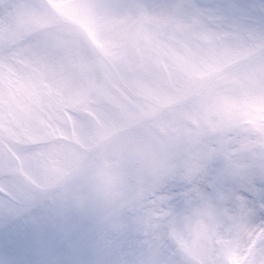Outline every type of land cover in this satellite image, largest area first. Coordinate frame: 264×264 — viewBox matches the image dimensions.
Returning a JSON list of instances; mask_svg holds the SVG:
<instances>
[{"label": "rangeland", "instance_id": "374dc122", "mask_svg": "<svg viewBox=\"0 0 264 264\" xmlns=\"http://www.w3.org/2000/svg\"><path fill=\"white\" fill-rule=\"evenodd\" d=\"M51 1L63 15L76 20L82 12L89 10L88 6L95 0ZM118 1H112L109 10H104L107 14L99 17L119 19L121 25L132 22L137 26L131 48L134 60L122 62L123 58H130V53L119 60L100 58L101 69L95 68L100 70L97 73L91 71L93 77L87 85L90 88L67 95L75 106L66 113L70 122L88 123L90 127L94 124L98 129L94 136L83 134V140L89 142L97 136L111 137L110 143L114 147L103 151V157L91 168L95 173L90 180L72 183L69 190L65 188L57 197L52 195L40 213L46 214L74 236L83 235L87 240L86 249L82 252L63 249L46 256L37 250H25L11 240L6 241L2 235L0 264H25L26 261L56 258L86 260L90 264H177L174 258L180 243L188 250L193 246L195 255L203 254L204 250H214L210 261L217 257L215 263L228 264L237 240L242 238L240 233L244 222L240 213L250 207L253 209L251 215L255 214L254 218L259 216L263 194L255 200L257 206H250L252 201L247 198L249 189L246 187L255 177L250 175L251 172L258 166L264 167V126L251 116L252 111L264 105H256L264 100V94L256 92L240 98L232 86L224 85L218 90L207 91L204 96L202 93L193 102L187 99L196 90L190 81L200 79L197 74L202 68H208L209 61L215 63L216 56L221 55L226 62L232 56L229 46L217 47L214 38L209 42V36L231 33L222 32L218 25L215 28L211 24L209 30H200V40L204 43L201 46L197 41L189 42L191 34L197 31L193 30V21H187L185 10L171 20L169 17L159 22L157 27L147 19L146 8L161 3V0H122L117 4ZM162 1L165 2L164 7L170 3V11L179 3L180 7L185 6L183 0ZM194 1L188 0L192 4ZM227 1L239 13L247 15L244 0H202L192 8L198 12L196 17L200 20L219 19L223 8H230ZM0 3V53L8 48L10 55L8 59L0 56V82L10 80L17 84L20 76L27 74L23 68L28 67L30 53L25 52L26 58L21 57V46L16 45L15 34L30 31L34 29L33 25L44 26L47 22L46 8L41 4L35 5L34 0H1ZM259 5L262 4L259 2ZM119 11L121 15H117ZM134 13L143 18L142 24L139 14ZM80 19L77 20L80 22ZM252 23L248 26L251 27ZM258 23L260 29L255 27L253 43L264 32L260 20H255L254 25ZM238 29L241 34L239 26ZM190 57L192 60L188 61ZM257 67L261 68L250 80L259 84L256 81L259 78L262 84L264 56L242 68ZM148 79L150 86L146 83ZM261 89L264 91V86ZM93 90H99L97 97L100 99L92 97ZM0 99L7 101L1 94ZM245 105L249 110L242 109ZM214 112L220 114L217 119L213 117ZM24 115L25 123L33 124L35 117L29 111ZM41 118L40 125L35 128V136L39 140L46 139V128L57 124L56 118H52L53 122L44 116ZM237 126L250 130L252 134L239 149H233L238 144L225 146L224 131ZM214 128L219 136L212 144L206 137L212 135ZM63 130L55 134L69 135L65 126ZM0 176L4 181L8 178L5 189L8 187L11 197L15 194L24 197L28 192L31 199L38 192V188L35 192L17 190L19 180L6 170L1 171ZM195 179V187L188 188V183ZM208 180L213 181L211 195L206 191ZM45 194L43 190L40 197ZM2 199L0 197V213L14 208L11 200L6 207L3 201L7 200ZM3 216L1 213L0 217ZM19 216L30 219L33 215ZM159 218L166 219L167 229L171 228L176 234L171 241L174 249L167 254L161 253L157 245L144 246V234L155 232ZM216 235L222 245L218 248L220 253L209 246ZM155 238L159 241L158 234ZM5 251L10 252L8 257L2 255ZM19 254L22 255L20 259L17 258ZM257 259L264 260V248Z\"/></svg>", "mask_w": 264, "mask_h": 264}, {"label": "bare ground", "instance_id": "6f19581e", "mask_svg": "<svg viewBox=\"0 0 264 264\" xmlns=\"http://www.w3.org/2000/svg\"><path fill=\"white\" fill-rule=\"evenodd\" d=\"M147 12L149 18L155 22L165 16L167 10L162 7L161 3V5L155 4L149 6ZM101 22L94 23L87 34L92 38L93 46H97L99 50L102 52L104 51L105 54L117 52L118 56L129 51L128 42H130L132 36V23H129L126 29L120 31L114 36H106V31L111 30L118 25V22L111 21L105 24ZM77 45L78 42L72 38L52 37L35 40L30 42L27 47L34 50V64L38 65L50 80L54 79L55 76L64 74L70 69L78 66L87 57V53L77 49ZM261 220V217H257L254 222H250V220L247 221V224H245L243 228V237L247 238L248 234L253 232L255 226L261 223ZM244 242H239L236 250L239 259L244 250Z\"/></svg>", "mask_w": 264, "mask_h": 264}, {"label": "snow or ice", "instance_id": "6c2138e0", "mask_svg": "<svg viewBox=\"0 0 264 264\" xmlns=\"http://www.w3.org/2000/svg\"><path fill=\"white\" fill-rule=\"evenodd\" d=\"M3 228L6 241L11 240L25 250H37L46 256L56 254L63 249L69 252L76 250L82 252L87 246V240L83 235L77 237L63 230L46 214L33 215L30 219L20 216L6 218ZM25 264H90V262L56 258L26 261Z\"/></svg>", "mask_w": 264, "mask_h": 264}, {"label": "clouds", "instance_id": "9594fccd", "mask_svg": "<svg viewBox=\"0 0 264 264\" xmlns=\"http://www.w3.org/2000/svg\"><path fill=\"white\" fill-rule=\"evenodd\" d=\"M251 116L255 119L259 124L264 126V105H261L259 110H254L251 112ZM99 166V165H97ZM95 169H87L84 172V177L86 179H91L94 176ZM39 182L45 184L51 194H56L57 192L65 190L67 185L71 183V181H65L64 183H60L56 180L54 176L51 175L50 172L44 170L41 174V177L38 178ZM8 178H5L7 183ZM260 211L264 213V205L261 206ZM156 229L155 232H147L143 236L144 246L152 247L153 245H157L159 247V251L161 253L167 254V252L172 251L174 246L170 243L167 238V222L164 218H159L156 220ZM156 234H158L159 241L155 238ZM259 264H264V260H261Z\"/></svg>", "mask_w": 264, "mask_h": 264}]
</instances>
